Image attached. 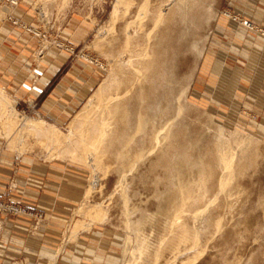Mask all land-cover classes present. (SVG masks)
<instances>
[{
  "label": "rangeland",
  "instance_id": "374dc122",
  "mask_svg": "<svg viewBox=\"0 0 264 264\" xmlns=\"http://www.w3.org/2000/svg\"><path fill=\"white\" fill-rule=\"evenodd\" d=\"M15 1L18 5L19 0ZM118 1L54 0L44 10L39 0H34L31 6L36 19L30 22L13 20L12 11L17 5L9 7L0 3L7 10L2 17L32 38L34 52L30 60L35 81L44 71V61L57 62L64 58L66 64L50 87L72 68L77 69L79 78L92 80L91 86L81 88L76 109L61 120L43 115L41 98L26 97L18 102L13 90L0 87V93L8 98L7 114H16L17 120L19 114L24 115L18 131L22 126L30 128L37 120L52 126L64 138L79 137L82 124L102 110L112 93L109 80L116 74L112 70L115 60L125 68L132 64L123 35L126 25L135 21L144 3V0H125L132 4L126 14V7L118 6ZM150 1L154 6L163 0ZM215 3L217 17L204 31L208 37L205 55L198 63L186 96L189 108L179 117L184 132L180 134L177 151L182 153L189 142H196L199 147L194 157L204 156L219 133V125L237 147L245 145L241 137L257 138L259 157L253 167L236 178L239 191L230 194L228 208H220V202L214 201L219 194L216 185L211 186V198L204 204L190 202L189 212L184 216H189V232L197 233L199 244L188 242L175 257L165 252L159 264L171 260L173 264H264V0H215ZM116 5L119 14L114 23ZM140 31L137 25L128 30L132 35ZM192 63L190 54L181 59L178 74L188 72ZM6 116L3 113L2 118ZM27 136L24 135V140L28 138L32 148L24 150L21 144L10 146L12 139L6 137L0 125V149L18 161L0 198L24 211V215L9 216L0 229V264H152L153 251L167 245L171 238V225L163 204L154 198L156 190L164 191L169 185L162 167L157 171L150 169L156 156L128 173L122 183L113 160H103L107 163L102 161L104 165L98 168L92 160L81 164L62 159L60 146L48 144V139L44 145L35 146L38 133ZM67 140L62 139L63 145H67ZM23 158L41 169L46 167L49 174L50 169H56L52 172L60 175L58 191L68 193L71 199H60L58 204L43 202L31 208L24 205L16 197L30 175L21 173L28 172L25 169L20 171L19 160ZM166 166L171 167L172 162L163 164V168ZM98 206L105 208L107 216L102 222L94 223L87 212ZM198 211L204 212L192 215ZM127 219L129 227L125 223ZM140 220L144 222L141 233L135 228ZM219 220L220 224L216 225ZM77 221L83 227L76 229ZM9 230L10 236L21 240L14 248L4 247L1 242L3 233ZM144 244L153 254H142Z\"/></svg>",
  "mask_w": 264,
  "mask_h": 264
},
{
  "label": "bare ground",
  "instance_id": "6f19581e",
  "mask_svg": "<svg viewBox=\"0 0 264 264\" xmlns=\"http://www.w3.org/2000/svg\"><path fill=\"white\" fill-rule=\"evenodd\" d=\"M53 1L39 0V5L46 10ZM216 3L215 0H163L162 4L152 6L150 0H144L135 21L126 25L123 35L132 64L125 68L114 57L112 70L116 74L109 80L112 93L106 98L102 110L82 124L79 137L64 138L55 128L37 120L30 128L22 126L18 131L20 120L14 113L7 114L8 98L0 93V125L6 131V137L12 139L10 146L21 144L24 150L32 148L33 143L27 141L28 138L25 141L24 135L34 137L38 133L40 138L35 146L44 145L48 139V144L61 147L59 155L62 159L81 164L92 160L98 168L107 163H104L105 159L113 160L118 165L116 172L122 183L128 173L135 172L145 160L156 156L150 169L162 167L169 185L164 191L156 190L154 198L155 202L163 204L167 222L171 225V238L167 245L153 251L152 264H159L165 252L177 256L188 242L197 246L199 236L196 232L190 234L187 226L189 216H184L189 212L190 202L204 204L211 198V186L216 185L219 194L214 201L220 202V208H228L230 194L239 191L236 178L253 167L259 157L260 141L257 138L241 137L245 145L237 147L227 139L225 129L219 125V133L204 156L194 157L199 147L196 142H189L182 153L177 151L180 134L184 132L179 117L183 110L189 108L186 96L198 63L205 55L208 37L204 31L217 17ZM119 4L126 7V14L129 13L131 2L119 0ZM117 5L112 16L114 23L119 14ZM6 12L0 7V16ZM148 24L151 25L149 28ZM132 25H137L141 31L130 34L128 30ZM188 54L193 58L192 66L188 72L179 75L180 60ZM3 113L7 115L4 118ZM231 135L238 136L236 133ZM62 139H68L67 145H63ZM168 151L173 153L170 155ZM166 162H172V166L164 167L165 170L163 164ZM122 196L124 198V193ZM204 211L192 215L198 216ZM87 216L94 223L102 222L107 212L98 206L88 211ZM125 223L129 227L128 219ZM219 224L220 220L216 225ZM80 227L83 223L77 221L75 228ZM135 228L137 232H143L144 222H136ZM141 252L153 254L147 244L142 246ZM168 264H173V261H168Z\"/></svg>",
  "mask_w": 264,
  "mask_h": 264
},
{
  "label": "crops",
  "instance_id": "0c3cea01",
  "mask_svg": "<svg viewBox=\"0 0 264 264\" xmlns=\"http://www.w3.org/2000/svg\"><path fill=\"white\" fill-rule=\"evenodd\" d=\"M34 0H19L17 7L12 11V19L20 22H30L36 19V14L32 8ZM0 87L5 90L14 91V97L18 102L24 98H41V107L44 116L48 119L61 120L67 117L76 109L81 88L92 85V80L79 78L77 69H70L63 77L50 87L51 82L56 77L65 63L64 59L57 62L44 61V71L34 80L31 54L34 52V46L31 43V36L22 30L21 27L13 26L9 21L0 16ZM88 80V81H87ZM82 82V85L79 84ZM15 161L14 156L0 149V194L8 184L9 178L13 172ZM20 171L23 169L28 172L29 179L24 183L25 188L17 191L16 197L28 207H37L43 202L50 204L61 203L60 199H71L70 195L58 191L57 173L50 174L45 172L46 167H37L29 159L19 160ZM42 170V171H40ZM44 170V171H43ZM42 172V173H40ZM53 173V174H51ZM22 182V178H21ZM23 185V186H24ZM20 226V225H19ZM14 229H19L15 227ZM2 244L4 247H16L21 240L16 236H10V230L2 235Z\"/></svg>",
  "mask_w": 264,
  "mask_h": 264
},
{
  "label": "built area",
  "instance_id": "2783aa9c",
  "mask_svg": "<svg viewBox=\"0 0 264 264\" xmlns=\"http://www.w3.org/2000/svg\"><path fill=\"white\" fill-rule=\"evenodd\" d=\"M2 5H7L9 7H14L17 5L15 0H0ZM6 7V6H5ZM20 121L24 119V115L19 114ZM23 209L14 205L13 202L4 201L0 198V229H2L3 223H6L7 218L11 215H24Z\"/></svg>",
  "mask_w": 264,
  "mask_h": 264
}]
</instances>
